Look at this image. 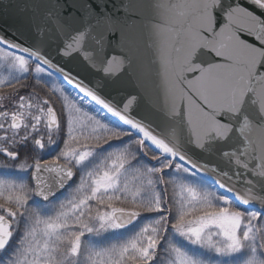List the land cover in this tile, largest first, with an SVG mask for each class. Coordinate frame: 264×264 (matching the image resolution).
<instances>
[{
    "label": "snow or ice",
    "instance_id": "snow-or-ice-1",
    "mask_svg": "<svg viewBox=\"0 0 264 264\" xmlns=\"http://www.w3.org/2000/svg\"><path fill=\"white\" fill-rule=\"evenodd\" d=\"M8 8L0 264H264V0Z\"/></svg>",
    "mask_w": 264,
    "mask_h": 264
},
{
    "label": "water",
    "instance_id": "water-1",
    "mask_svg": "<svg viewBox=\"0 0 264 264\" xmlns=\"http://www.w3.org/2000/svg\"><path fill=\"white\" fill-rule=\"evenodd\" d=\"M5 3H7V0H5ZM4 27H21L27 29L26 15L18 12L15 8L0 10V28ZM68 64L71 67H75L77 62L73 60L69 61Z\"/></svg>",
    "mask_w": 264,
    "mask_h": 264
},
{
    "label": "flooded vegetation",
    "instance_id": "flooded-vegetation-1",
    "mask_svg": "<svg viewBox=\"0 0 264 264\" xmlns=\"http://www.w3.org/2000/svg\"><path fill=\"white\" fill-rule=\"evenodd\" d=\"M51 157H45V159H50Z\"/></svg>",
    "mask_w": 264,
    "mask_h": 264
},
{
    "label": "trees",
    "instance_id": "trees-1",
    "mask_svg": "<svg viewBox=\"0 0 264 264\" xmlns=\"http://www.w3.org/2000/svg\"><path fill=\"white\" fill-rule=\"evenodd\" d=\"M20 94H21V95H24L25 93H24V92H21Z\"/></svg>",
    "mask_w": 264,
    "mask_h": 264
},
{
    "label": "rangeland",
    "instance_id": "rangeland-1",
    "mask_svg": "<svg viewBox=\"0 0 264 264\" xmlns=\"http://www.w3.org/2000/svg\"><path fill=\"white\" fill-rule=\"evenodd\" d=\"M4 91H7V89H4Z\"/></svg>",
    "mask_w": 264,
    "mask_h": 264
}]
</instances>
